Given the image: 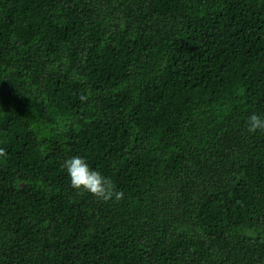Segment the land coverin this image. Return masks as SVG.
I'll return each mask as SVG.
<instances>
[{
	"label": "trees",
	"instance_id": "1",
	"mask_svg": "<svg viewBox=\"0 0 264 264\" xmlns=\"http://www.w3.org/2000/svg\"><path fill=\"white\" fill-rule=\"evenodd\" d=\"M253 113L264 0H0V264H264Z\"/></svg>",
	"mask_w": 264,
	"mask_h": 264
},
{
	"label": "clouds",
	"instance_id": "2",
	"mask_svg": "<svg viewBox=\"0 0 264 264\" xmlns=\"http://www.w3.org/2000/svg\"><path fill=\"white\" fill-rule=\"evenodd\" d=\"M81 101H86L87 96H80ZM264 131V118L253 113L247 121V131L255 133ZM6 155L5 149L0 148V157ZM64 167L70 177L71 186L78 192L90 193L99 200L107 202L114 199L119 202L124 198V192L117 191L113 182L103 176L99 171L89 167L87 161L79 156L67 159Z\"/></svg>",
	"mask_w": 264,
	"mask_h": 264
}]
</instances>
